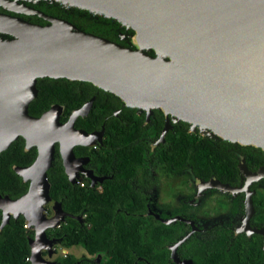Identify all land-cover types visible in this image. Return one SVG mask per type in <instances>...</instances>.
<instances>
[{
  "label": "water",
  "instance_id": "1",
  "mask_svg": "<svg viewBox=\"0 0 264 264\" xmlns=\"http://www.w3.org/2000/svg\"><path fill=\"white\" fill-rule=\"evenodd\" d=\"M41 3L109 18L125 32L112 40L85 31L34 6ZM31 15L44 23L24 17ZM42 77L87 81L146 117L156 109L163 131L171 118L231 147L264 152V0H0V151L18 136L37 150L29 165L13 167L28 187L9 200L15 212L3 210L2 224L21 213L33 226L31 264L35 239H45L63 214L44 213L54 142L64 159L72 157L73 137L84 135L73 119L90 104L63 123L57 104L30 115Z\"/></svg>",
  "mask_w": 264,
  "mask_h": 264
},
{
  "label": "flooded vegetation",
  "instance_id": "2",
  "mask_svg": "<svg viewBox=\"0 0 264 264\" xmlns=\"http://www.w3.org/2000/svg\"><path fill=\"white\" fill-rule=\"evenodd\" d=\"M25 18L35 22L29 16ZM71 86L78 89L81 99L78 105L70 107L67 112L62 103L52 102L50 105L62 107L58 119L63 123L69 119L72 110L88 105L86 103L90 101L86 112L73 119L74 129L83 131L84 135L80 136L82 141H74L73 137L75 143L71 146L72 157L66 155V159L63 158L60 142L55 141L49 168L56 165L57 170L62 169L66 182L75 190L97 194L108 189L112 183L117 184L126 192L131 206V209L123 208V213L136 214V200L144 201L142 215L147 216L150 223L160 222L172 226L174 239H167L162 245L154 246V249L165 247L167 255L165 251L163 257H157L158 251L152 252L153 244L147 245L135 240L127 242L126 250L130 255L118 254L119 259L108 254L105 249L90 251L80 243L65 245V235L75 230L76 226H88L87 205L75 213L62 206L63 196L50 195V200L44 204L46 217L58 218V213L63 214L58 218V223L45 228V239H35V264H118L121 258L125 264H151L150 259L163 260L164 264H264V152L229 147L236 159L234 172L228 171L226 142H223L224 147L213 143L221 151L220 160L217 161L219 166L211 160L208 164L202 162L197 154H194L192 161L184 152L175 157L170 151L169 141L170 133L178 129L183 134L193 133L195 138L207 137L212 142L218 139L197 130L191 131L188 126L171 118L163 131L164 116L155 115L152 111L147 117L142 114L141 135L130 138L133 143L128 144L131 150L137 140L143 159L137 160L133 154L130 159L119 160V126L121 123L127 126L132 123L131 115L125 113L116 98L98 91L92 85L79 82ZM96 101L98 110L89 117ZM44 110L37 115L28 113L38 116ZM110 128L113 129V135L108 137L107 130ZM12 144H15L11 150L12 155L18 161L11 163L12 169L14 166L29 165L36 157V148L26 147L25 140L20 136L0 153ZM160 145L163 149L158 151ZM32 151L35 152L32 159L26 163L21 162L30 156L24 154ZM19 177L21 182H25ZM21 194L10 195L8 191L0 189V230L10 220L15 222L19 217L24 219L21 213L10 215L8 221L2 224L3 210L9 200ZM23 227L27 241L28 237H35L33 226L25 221ZM64 227L67 231L61 232ZM26 259L31 264L30 251Z\"/></svg>",
  "mask_w": 264,
  "mask_h": 264
},
{
  "label": "trees",
  "instance_id": "3",
  "mask_svg": "<svg viewBox=\"0 0 264 264\" xmlns=\"http://www.w3.org/2000/svg\"><path fill=\"white\" fill-rule=\"evenodd\" d=\"M34 6L48 14L64 17L85 31L105 36L112 40H118L117 34L125 32L124 28H119L117 22L100 15H91L87 11L81 9L62 10L58 6L46 5L45 3ZM29 17L35 22L43 23L44 21L36 15H31ZM119 41L124 43L123 40ZM79 82L92 85L87 81H69L64 78H37V94L29 103L28 112L37 115L42 110L46 109L52 102L64 104L65 112H67L70 107L78 105L81 101V99H79L80 95L77 91L78 89L71 86L72 84ZM98 91H102L115 99L113 95L100 88H98ZM97 101L99 102L98 98ZM97 101L94 102V108L90 111L89 117L96 114L99 107ZM124 110L125 113L131 115L132 123L128 126L127 124L125 125L124 123H121L119 126L117 137L121 146L118 159H130V156L133 154L135 159H143V154H141L142 149L139 147V144H137V140L134 142L133 149L131 150L128 144L133 143L130 138L141 135L142 126L140 123L142 120V114L144 113L141 112L140 115H137L133 108L128 107H124ZM153 113L162 116V114L156 109L153 110ZM179 123L187 126L182 121H179ZM107 131L108 137L113 135L112 128ZM131 134L132 136H130ZM170 137V151L173 156L176 157L180 152H184L190 156L188 159L192 161L194 154H197L202 162L208 164L209 160H211L219 166L217 161L220 160L221 156L219 154L221 151L220 149L215 148L213 143L224 147L223 142L225 141L216 140L212 142L209 141V138L207 137L195 138L193 133L183 134L179 129L174 133H170ZM18 142L19 141L17 140V143ZM15 144H12L8 149L0 153V189L3 188L8 191L10 195L21 194L25 192L27 188V182H21L19 175H17L11 168L12 162H18L17 159H15V156L12 155L11 151ZM229 147L231 148V144H228V158H225L228 159V171L234 172L236 170V159L231 153ZM241 148L254 149L263 152L258 148L250 146H244ZM157 149L158 151H161L163 146L160 145ZM222 151L223 154H225V150L223 149ZM34 153V151L31 153L26 152L24 156L28 154L30 156L28 159L24 158L21 162H29L34 156ZM46 173L47 179L50 182L49 195L54 197H58L59 195L63 196L61 203L66 210L77 213L82 207H86L87 205L86 221L88 226H76L74 228L75 230L70 231L68 235H65L63 238L65 245L80 243L90 251L99 248L105 249L108 254L119 259L118 254L121 256L130 255L126 250L127 242H133V240H135L147 245L153 244L152 248H148H151L152 252L158 251L157 257L165 256V251L167 255L165 247L154 249V246L156 244L162 245L167 239L173 240L174 229L172 226L164 225L160 222L150 223L149 218L142 215L144 201L139 199L136 200V214H125L122 209H131V206L129 205V199L126 197V192H123L117 184L112 183L108 189L96 194L86 190L80 191L73 189L70 184L66 182L62 169L57 170L56 165L48 168ZM121 187L123 188V185H121ZM117 209L118 211H116ZM19 218L20 219L15 222L10 220V222L0 230V264H29V261L26 259L29 255V245L26 237L27 233L23 227L25 219L22 217ZM64 231H67L65 227L61 232ZM120 260L121 263L117 262L118 264H125L122 262V258ZM150 261L152 262L151 264H164L163 260L150 259Z\"/></svg>",
  "mask_w": 264,
  "mask_h": 264
},
{
  "label": "bare ground",
  "instance_id": "4",
  "mask_svg": "<svg viewBox=\"0 0 264 264\" xmlns=\"http://www.w3.org/2000/svg\"><path fill=\"white\" fill-rule=\"evenodd\" d=\"M74 141H82V138L76 136L74 138ZM63 142H62V147H63ZM64 149V148H63ZM4 212L6 213H9V212H15V208H14V204H11V203H8V205L6 206V208L4 209ZM34 246V245H33Z\"/></svg>",
  "mask_w": 264,
  "mask_h": 264
},
{
  "label": "rangeland",
  "instance_id": "5",
  "mask_svg": "<svg viewBox=\"0 0 264 264\" xmlns=\"http://www.w3.org/2000/svg\"><path fill=\"white\" fill-rule=\"evenodd\" d=\"M71 250V249H70Z\"/></svg>",
  "mask_w": 264,
  "mask_h": 264
}]
</instances>
